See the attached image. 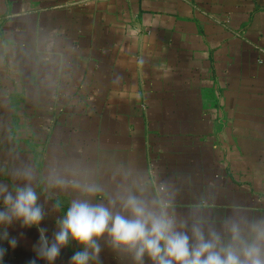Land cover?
<instances>
[{"label": "crops", "instance_id": "crops-1", "mask_svg": "<svg viewBox=\"0 0 264 264\" xmlns=\"http://www.w3.org/2000/svg\"><path fill=\"white\" fill-rule=\"evenodd\" d=\"M0 185L36 192L49 239L74 200L127 215L129 195L222 245L230 219L248 237L264 220V0H0ZM5 231L2 264L36 258L35 226ZM98 243L99 264H136ZM81 250L70 239L54 264Z\"/></svg>", "mask_w": 264, "mask_h": 264}, {"label": "clouds", "instance_id": "clouds-1", "mask_svg": "<svg viewBox=\"0 0 264 264\" xmlns=\"http://www.w3.org/2000/svg\"><path fill=\"white\" fill-rule=\"evenodd\" d=\"M86 191L94 194L99 189L90 186ZM0 196L5 205V210L0 211V224L10 225L16 219L26 226H35L40 232L34 246L36 258L46 264H54L70 239L83 246V250L74 252L70 264H90L91 261L99 264L98 240L105 234L114 248L131 253L136 264H143L145 255L153 264H264V220L253 223L246 237L240 223L230 219L227 228L231 242L222 245L221 236L214 229H209L206 235L198 223L178 226L176 219L166 211L167 202L157 209L129 195L121 201L127 215L112 211L115 200L109 202L111 207L74 200L66 214L56 221L57 230L49 239L46 229L40 227L45 218L43 206L37 203L38 196L30 186L13 195L6 185H0ZM0 239L7 240L13 248L16 246L15 238L9 239L7 231L0 233ZM5 251L0 248V264ZM36 258L29 264H36Z\"/></svg>", "mask_w": 264, "mask_h": 264}]
</instances>
